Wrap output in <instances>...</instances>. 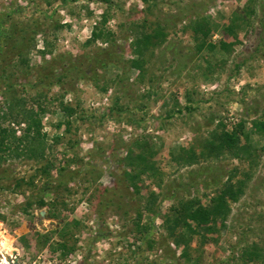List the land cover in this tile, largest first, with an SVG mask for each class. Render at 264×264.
<instances>
[{"label":"rangeland","instance_id":"rangeland-1","mask_svg":"<svg viewBox=\"0 0 264 264\" xmlns=\"http://www.w3.org/2000/svg\"><path fill=\"white\" fill-rule=\"evenodd\" d=\"M109 1L110 7L98 0H0V16L11 15L17 29L31 32L34 26L38 32L27 58L33 69L57 55L77 56L111 45L86 47L95 27H102L104 13L109 18L104 28L124 51L122 65L102 72L106 92L102 84L70 80L64 90L55 86L42 98L37 96L41 88L31 89L29 83L23 88L17 50L1 61L0 68L15 74L16 89L28 106L46 110L42 132L54 170L49 178L42 176L46 162L18 157L17 145L0 153V264H264V137L253 126L264 118V15L259 8L264 0L251 6L254 14L250 0ZM203 3L212 28L210 43H235L227 32L234 26L238 39L230 52L197 53L189 25ZM172 17L181 21L167 30L163 46L145 53V72L131 68L136 56L130 25H146L150 31L158 19ZM43 52L50 55L45 58ZM6 83L0 78V124L21 137L26 125L17 111L10 114ZM63 105L75 114L68 117ZM241 122L257 150L252 166L228 156L195 166L177 160L182 149L200 152L199 144L220 131V123L232 133ZM129 152L145 154L156 169L136 181L139 190L124 178L125 171H133L125 163ZM209 166L224 167L236 174L234 181H246L245 193L231 204L226 227L217 222L193 237L188 261L181 258L185 246L169 235L166 219L175 204L172 195L210 206L215 189L207 185L214 178L205 186L190 177ZM63 167L73 176L60 187ZM194 180L196 185H190ZM41 197L47 203L43 209L36 204ZM137 224L147 230H138ZM186 232L182 228L176 236ZM254 246L259 258L248 261L246 252Z\"/></svg>","mask_w":264,"mask_h":264},{"label":"trees","instance_id":"trees-1","mask_svg":"<svg viewBox=\"0 0 264 264\" xmlns=\"http://www.w3.org/2000/svg\"><path fill=\"white\" fill-rule=\"evenodd\" d=\"M98 1L108 5V7L112 5L109 0ZM143 1L148 2V0ZM257 3L256 0H250L248 8L251 9V6ZM203 4H199L201 11L197 15L198 17L191 21L189 25V29L198 43L197 53H201L204 50L213 52L217 48H220L224 52H230L238 39L234 26L228 27L227 32L232 36L235 43L221 42L219 47L210 43L212 28L206 17L207 3ZM259 8L264 15V1L259 2ZM19 11H21V9L18 8V12ZM250 12L254 14L255 11L251 9ZM172 18L173 20L158 19L150 31H148L146 25H130L132 26L131 31L133 32V54L136 56V59L130 62L131 68L139 70L141 74L145 72V66L147 65L145 53L152 48L156 49L163 46L168 37L167 30H169L171 26L176 27L181 21V19L177 17ZM108 21V15L104 13L102 16V27H95L91 39L86 43V47L92 45L96 46L99 42L111 45H107V47H96L91 53H82V55L77 56L57 55L56 57H52V59H46L47 61L45 63L37 65L36 68L33 69L30 67L27 58L38 33L37 30L32 29L34 26L31 27V32L27 27H18L17 29L16 25L11 22V15H2L0 16V63L3 60L4 62L6 59L9 60L7 58L8 53L12 50H17L18 58L20 59L19 63L21 67L24 68V73H21L20 78L26 84L22 86L25 88V85L29 83L32 87L31 89L41 88L37 92L39 98H42L45 95L44 92H49L55 86L61 87V89L64 90L67 88L70 80L90 82L95 84L96 87H100L102 84L103 87L101 91L106 92L108 86L104 85L103 81L106 77L102 75V72L107 71L112 65L120 66L124 63V51L120 45H117L115 35L104 28ZM46 52L42 53L45 58L47 55H50ZM48 52L52 53V51ZM189 59L192 60L193 58ZM181 66L182 65H180V67ZM13 77H15V74L9 73L8 69L5 68L4 65H1L0 78L7 81L4 98L10 106V114L17 111L18 118H21V121L25 123L26 129L21 137H17L15 132L10 133L8 129L3 128L0 124V153H5L11 150L13 145H17L15 150L18 152V157L24 156L29 160H35L38 164L46 162V164L41 167L40 173L42 176L49 178L51 172L54 170V164L47 160V136L42 132L41 117L46 113V110L42 105H39L37 108H30L25 97H23L24 94L19 90L17 91L16 83L14 79H12ZM32 77L35 78L33 84L30 83ZM140 80H142V78H140ZM120 82L122 83L120 84ZM123 82L124 80L118 76L117 84L121 86L122 92H125L126 89L124 86L126 85ZM62 107L64 113L67 114L68 117L75 114V110L71 107L64 105ZM253 126L255 132L264 137V118L256 119ZM218 127V129H221L220 131L211 133L209 139L199 144L201 148L200 152H197L195 148L182 149L181 155H179L177 160L183 162L186 166H195L200 163V160H214L217 162L228 156L238 161L247 160L250 166H252L253 163L251 161L257 150L250 144L248 135L244 134L245 123L241 122L232 133L226 132V128L222 123H220ZM244 137L246 138V142L242 144V138ZM125 163L133 171L132 173L125 171L124 178H127L128 181H130L131 187L137 188V190L139 189L136 186V181L142 174L147 171H156L154 164L149 163L145 154L135 156L132 152H129L125 159ZM66 170V167H63L60 168L58 172L60 178L57 182L60 183V187H64L66 183H68L66 181L70 180L73 176L72 172ZM209 172L212 173L210 174ZM235 175V173L226 171L224 167H219L215 170L210 166L200 167L198 171H193L190 174V177L197 178L198 183H204L203 185L205 186L209 177L214 178V184L207 185V188L215 189V194L211 199L209 207H204L198 198L178 200L175 195H172L175 204L171 207V213L166 219V224L168 225L169 235L176 238V244L178 246H185L181 258H186L188 261L190 260L188 252L191 240L195 235H199L201 229L207 228L217 222H221L222 226L226 227V223L232 213L231 204L238 203L245 193L244 188L246 186V181H234L235 177L233 176ZM224 177H227V180L223 183L222 180ZM21 183H23V181ZM21 183L18 185L21 186ZM196 183L197 181L194 180L190 185L193 186L196 185ZM33 185L32 183V186ZM27 201L28 206L32 207V203L29 202L30 198H28ZM36 204L41 209L47 206L44 197H41ZM182 228H185L187 232L176 236V233ZM137 229L142 231L147 230V227L140 228V224H137ZM209 230L211 231L212 229L210 228ZM259 251L260 249L257 246L251 247L250 251L246 252L245 257H247L248 261H253L259 258Z\"/></svg>","mask_w":264,"mask_h":264}]
</instances>
